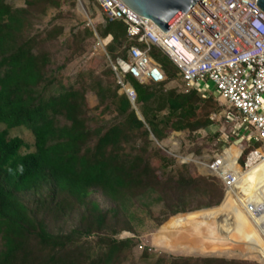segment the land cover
I'll return each mask as SVG.
<instances>
[{
    "label": "trees",
    "instance_id": "trees-1",
    "mask_svg": "<svg viewBox=\"0 0 264 264\" xmlns=\"http://www.w3.org/2000/svg\"><path fill=\"white\" fill-rule=\"evenodd\" d=\"M59 5L60 0H25V6L13 7L0 0V124L5 126L0 130V264H123L134 244L131 238L114 235L121 230L133 232L127 214L138 197L153 196L154 202L164 203L169 214L186 211L189 201L196 204L192 208L220 202L219 184L192 175L185 167L165 179L158 177L150 156L158 157L165 167L174 158L157 151L151 154L147 147L152 139L160 142L172 131L195 130L211 120L196 118L202 98L195 90L184 93L165 88V84H140L125 76L136 92L135 104L143 123L126 94L118 92L116 82L114 87L101 80L66 87L61 77L49 70L50 54L41 47L61 33V27L45 30L40 38L30 34L33 20ZM96 30L101 39L111 37L106 51L113 60L127 58L126 49L133 42L121 21L105 20ZM88 33L85 29L84 34ZM149 54L168 80L176 77V68L159 49L151 47ZM88 88L95 92L98 107L103 106L102 111L112 107L120 121L109 126L88 124L84 97ZM161 111L166 113L159 117ZM19 126L31 131L33 151L21 153L26 147L24 140L8 137V130ZM137 139L141 145L126 152L127 144ZM244 159L245 153L239 163ZM234 162L232 159L230 165L239 175L243 171ZM93 192L106 197L111 206L100 207L90 196ZM225 203L224 196L218 206L172 216L182 220V231L176 229L172 234L175 252L197 254L189 252L200 245L196 228L203 237L219 233L215 220L201 225L198 219ZM74 215L78 217L70 231H52L54 224L68 222ZM92 235L101 247L93 255L80 242ZM152 264L242 263L163 254Z\"/></svg>",
    "mask_w": 264,
    "mask_h": 264
},
{
    "label": "rangeland",
    "instance_id": "rangeland-1",
    "mask_svg": "<svg viewBox=\"0 0 264 264\" xmlns=\"http://www.w3.org/2000/svg\"><path fill=\"white\" fill-rule=\"evenodd\" d=\"M6 1L13 7L25 6V0ZM83 4L85 11L77 0H60L59 7H49L44 15L33 20L30 34L38 35L40 38L44 37L45 30L61 27V33L45 41L41 47L50 54L49 70L56 72L66 87L78 88L82 84L92 85L95 80H101L103 85L114 87L117 77L114 73V79L109 70L112 69L111 64L114 60L106 51V45L109 43L108 38L101 39L96 30L100 24H104L105 17L96 5L88 3L87 0ZM85 29L90 33L85 35ZM116 53L119 55L120 50H117ZM62 65L63 67L58 69ZM180 84L181 80L174 78L167 84V87L178 89ZM54 88L56 86L50 88V91L53 92ZM118 92H122L121 88ZM84 97L90 126H109L120 121L112 107L104 111H102L103 106L98 107V99L93 90L88 88ZM200 97L202 101L196 111V118L204 120L209 117L211 122L195 130L176 131L173 138L170 133V136L160 143L150 137L152 142L147 147L151 154L157 151L165 156L174 157V159L168 167H165L154 155L149 159L158 177H163V179L182 170V167H185L192 175L213 179L219 184L222 191L221 200L218 204L201 208H192L196 204L194 201H189L186 211L169 214L164 203L154 202L153 196L138 197L127 214L133 232L121 230L114 235L117 239L131 238L134 244L123 264H152L158 256L163 254L171 257L212 258L242 264H264V188L258 189V195L249 193L247 190L241 192L240 188L238 189L240 196L233 189L225 194L219 176L224 177L230 171H234L235 175L238 174L233 169L234 165H230V161L234 159L236 167L243 171L241 173L243 175H238V177L241 175L242 182L249 184L256 177L264 181V162L244 175L251 165L259 161L257 159L254 163V160L250 162L246 160L245 164L236 162L237 156L248 148V142H250L246 139V131L239 128L236 120L227 118L226 112H231V110L215 93L208 92L205 97ZM135 107L140 111L138 105L135 104ZM165 113V111H161L159 117ZM4 127L0 124V130ZM14 136L22 138L26 143V147L20 150L21 153L34 150V137L28 128L19 126L9 129L8 137ZM170 142H177V145L171 147ZM140 145L141 140L139 139L129 142L125 151H130L132 147ZM159 145L167 147V151L170 150L173 155L161 149ZM175 156H180V158ZM199 162L212 164L214 171L204 172L199 166ZM259 195L260 197H258ZM90 196L104 209L111 206L110 201L98 192H93ZM224 196L226 197L224 207L216 212L202 215L198 219L201 225L212 219L215 220L219 233L203 237L202 232L196 228L200 245L189 252L197 254L175 252V236L172 234L176 229L182 231L179 228L182 220L172 216L218 206L222 203ZM77 217L74 215L65 223L57 222L52 231H70L75 226ZM80 242L89 249L92 255L101 250L96 235L83 237ZM144 253L147 254L145 257Z\"/></svg>",
    "mask_w": 264,
    "mask_h": 264
},
{
    "label": "built area",
    "instance_id": "built-area-1",
    "mask_svg": "<svg viewBox=\"0 0 264 264\" xmlns=\"http://www.w3.org/2000/svg\"><path fill=\"white\" fill-rule=\"evenodd\" d=\"M77 1L85 11L86 0ZM256 1L197 0L164 32L122 0H87L101 10L105 20L121 21L133 42L126 49L127 58L117 57L111 64L130 103L135 105L136 92L125 76L140 84L170 81L149 54L155 47L176 68L179 91L195 90L202 97L213 92L231 110L226 112L227 118L236 120L250 141L241 152L245 153L244 164L246 160H264V12ZM175 132H171L172 138ZM170 144L174 147L177 142ZM160 148L168 150L164 145ZM168 153L173 155L170 150ZM219 176L226 194L236 183L234 171Z\"/></svg>",
    "mask_w": 264,
    "mask_h": 264
},
{
    "label": "water",
    "instance_id": "water-1",
    "mask_svg": "<svg viewBox=\"0 0 264 264\" xmlns=\"http://www.w3.org/2000/svg\"><path fill=\"white\" fill-rule=\"evenodd\" d=\"M138 15L152 20L158 28L167 32L172 25L187 13L197 0H122ZM264 12V0H257L255 4ZM138 119L145 123L141 112L132 105ZM152 138H154L151 135Z\"/></svg>",
    "mask_w": 264,
    "mask_h": 264
},
{
    "label": "bare ground",
    "instance_id": "bare-ground-1",
    "mask_svg": "<svg viewBox=\"0 0 264 264\" xmlns=\"http://www.w3.org/2000/svg\"><path fill=\"white\" fill-rule=\"evenodd\" d=\"M263 161H259L257 162L256 164L254 165H251L244 173L247 174L249 171H251V169L255 168V166H257L258 164L260 165ZM199 166L204 170V172H211V171H214V168L207 164V163H204V162H199ZM213 169V170H212ZM243 175V174H241ZM241 175L238 177V175H235L236 177V183L235 185L232 187V189L235 191V193L237 195H239L238 193V189L240 188L241 192H243L244 190H247L249 193L252 192V193H255L257 194L258 192V189L259 188H264V181L263 180H259V181H256V180H252L249 184L248 183H245V182H242L241 180ZM232 189H230V191H232ZM263 190V189H262ZM246 193V191H245ZM241 194V193H240ZM242 195V194H241ZM258 195V194H257ZM240 196V195H239ZM244 196V195H243ZM260 197V195L258 196ZM245 198V196H244Z\"/></svg>",
    "mask_w": 264,
    "mask_h": 264
},
{
    "label": "crops",
    "instance_id": "crops-1",
    "mask_svg": "<svg viewBox=\"0 0 264 264\" xmlns=\"http://www.w3.org/2000/svg\"><path fill=\"white\" fill-rule=\"evenodd\" d=\"M108 38V42L111 40V37L110 36H108L107 37ZM102 41V40H101ZM103 42V41H102ZM175 78H177V77H175ZM172 80H174V78L173 79H171L169 82H171ZM169 82H167L166 84H165V88H168V89H170L169 87H167V84L169 83ZM175 88V87H174ZM176 89V88H175Z\"/></svg>",
    "mask_w": 264,
    "mask_h": 264
}]
</instances>
